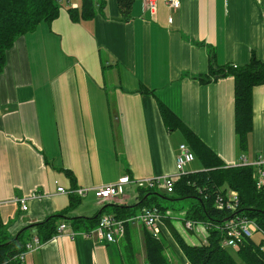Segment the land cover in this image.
I'll use <instances>...</instances> for the list:
<instances>
[{"label": "crops", "instance_id": "crops-1", "mask_svg": "<svg viewBox=\"0 0 264 264\" xmlns=\"http://www.w3.org/2000/svg\"><path fill=\"white\" fill-rule=\"evenodd\" d=\"M156 1L152 15L133 0L125 19L117 0L80 21L61 8L7 50L0 71V230L16 237L51 215H64L57 225L66 224L24 264H113L115 257L125 264L116 243L84 232L114 205L138 201L131 185L104 202L94 188L122 176L176 173L178 146H189L180 130L165 126L157 99L225 165L243 154L264 159V83L252 92L243 152L234 130L233 77L197 78L207 73L210 56L218 66L244 65L252 54L264 62V0H181L177 9ZM193 161L186 172L198 170ZM71 184L88 189L73 207ZM18 198H27L26 210ZM138 226L129 223V234Z\"/></svg>", "mask_w": 264, "mask_h": 264}, {"label": "trees", "instance_id": "trees-1", "mask_svg": "<svg viewBox=\"0 0 264 264\" xmlns=\"http://www.w3.org/2000/svg\"><path fill=\"white\" fill-rule=\"evenodd\" d=\"M132 1L117 0L119 12L124 19L130 13ZM77 3V6L72 8L55 0H0V71L5 64L7 50L17 37L34 30L41 22L51 23L58 17L61 8H66L72 21L91 19L96 10L104 6L105 0H77ZM226 75L232 76L234 81V130L238 147L244 152L252 129V92L254 87L264 83V62L252 54L244 65L218 66L213 56H210L207 73L197 78L200 82H209ZM157 108L168 129H178L183 133L194 159L200 161L202 169L175 177L172 192H166L165 189L161 192L157 190V186L137 188V203L133 206L114 205L111 213L118 219H127L136 215L143 207L156 206L161 212L162 221L185 257L183 264H239L227 247L221 244L224 236L222 224L225 219L236 214L253 220L264 232V187L257 188L255 184V168L251 165H225L215 152L197 138L180 118L158 99ZM64 172L73 179L71 172L68 170ZM71 185L72 189H75V186ZM228 190H235L238 194L239 202L234 212L215 206L217 196L224 195ZM75 196L77 195L71 194L70 207L75 206L77 201ZM177 199L192 200L186 208L182 223L192 220L203 225L206 231L204 243H189L173 227L171 217L165 212L168 206L160 201ZM60 216L64 215L48 216L42 222L20 231L16 237L0 230V264H24L18 256L25 250V236L29 238L36 234L41 243L50 240L57 233ZM73 222L82 220L75 218ZM129 231V222H125L123 238L126 242L130 241ZM140 235L147 264H171L164 253L166 244L161 237H154L144 226L140 228ZM160 235H163L162 229ZM263 244L264 240L257 243L253 237L245 239L236 248V255L244 264H264Z\"/></svg>", "mask_w": 264, "mask_h": 264}, {"label": "built area", "instance_id": "built-area-1", "mask_svg": "<svg viewBox=\"0 0 264 264\" xmlns=\"http://www.w3.org/2000/svg\"><path fill=\"white\" fill-rule=\"evenodd\" d=\"M60 4H65L69 7H76L77 0H55ZM144 10H147L150 14L156 12L157 1L156 0H141ZM167 6L171 9L179 8L181 0H164ZM171 20V19H170ZM168 20V21H170ZM236 67L235 65H232ZM194 160L193 152L187 147L185 143L178 146V154L175 157V169L176 173L173 175H160L148 178L132 179L128 176H122L116 182L108 183L97 188H94V196L101 202L117 199L122 194V188L124 185H131L136 188H153L155 186L163 187L166 192L173 191V179L177 176L185 174L184 166ZM251 165L255 168L254 180L257 188L264 187V159L258 157L253 161H248L246 156L243 154L240 156L238 162L232 166ZM88 189L86 188H75L69 190V193H73L77 196H84ZM57 191L63 192V187H58ZM39 195L32 194L30 198H38ZM27 199V198H26ZM25 198H18L16 201L20 204L22 210L27 209V200ZM238 194L235 190H228L224 195L220 194L217 196L215 206L218 209H226L234 212L238 206ZM125 222L129 223H141L143 226L153 235L158 236L161 234L162 229V215L160 210L156 206L143 207L136 215L127 219H118L113 214L106 213L99 217L96 226L84 232L85 235L100 236L108 243H116L123 237L125 233ZM198 223L192 220H186L184 227L187 230H192ZM1 225V222H0ZM224 236L221 244L225 247L238 248V246L245 240L253 236L254 233L260 232L264 236V232L260 230L258 225L251 219L245 218L233 214L231 217L225 219L222 224ZM66 229L65 223H60L57 226V233H61ZM71 237L73 233H68ZM55 236V235H54ZM41 242L36 235L25 243V250L19 254L18 258L21 261L25 260V255L37 250L41 246ZM264 245V244H263Z\"/></svg>", "mask_w": 264, "mask_h": 264}, {"label": "rangeland", "instance_id": "rangeland-1", "mask_svg": "<svg viewBox=\"0 0 264 264\" xmlns=\"http://www.w3.org/2000/svg\"><path fill=\"white\" fill-rule=\"evenodd\" d=\"M198 170H201L200 162L195 159L193 163ZM194 171V170H193ZM163 187L158 186L157 190L163 192ZM137 192L133 191L134 196L136 197ZM163 205H167L168 209H166V215L171 217V222L173 227L191 244H202L206 241V231L205 227L201 224H197L193 227V229L187 230L182 223V219L185 216L186 208L192 203L190 199H177V200H161ZM138 226V229L132 231V235L129 236L130 241L126 242L124 240V235L121 237L118 242H116L115 248H119L121 254V260L125 264H147L145 260L144 248L142 246V238L140 235V228L143 224ZM168 236L164 237L163 235L154 236L156 238L161 237L166 244V250L164 253L168 257L171 264H182L185 260V257L178 249L176 243L174 242L172 236L170 235V231L165 229ZM139 236V238H138ZM253 239L255 242L259 243L261 240H264V236L260 232H256L253 234ZM123 238V239H122ZM264 250V245L262 246ZM227 250L235 257V259L239 262V264H244L236 255V249L227 247ZM113 264H120L119 260L113 258Z\"/></svg>", "mask_w": 264, "mask_h": 264}]
</instances>
